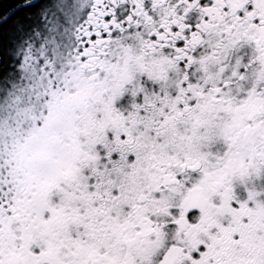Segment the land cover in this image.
I'll return each mask as SVG.
<instances>
[{
	"label": "snow or ice",
	"instance_id": "snow-or-ice-1",
	"mask_svg": "<svg viewBox=\"0 0 264 264\" xmlns=\"http://www.w3.org/2000/svg\"><path fill=\"white\" fill-rule=\"evenodd\" d=\"M0 264H264V0H0Z\"/></svg>",
	"mask_w": 264,
	"mask_h": 264
}]
</instances>
